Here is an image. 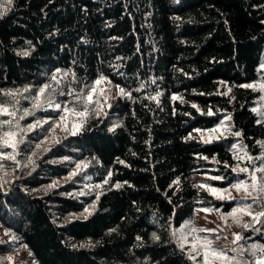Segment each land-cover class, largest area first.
I'll use <instances>...</instances> for the list:
<instances>
[{"label": "trees", "instance_id": "trees-1", "mask_svg": "<svg viewBox=\"0 0 264 264\" xmlns=\"http://www.w3.org/2000/svg\"><path fill=\"white\" fill-rule=\"evenodd\" d=\"M101 76L116 87L106 110L0 191V253L22 246L33 264H195L175 230L196 208L235 205L201 190L198 176L226 187L242 177L240 149L253 163L261 153L259 93L241 85L264 80V0H12L0 13V97L18 90L11 97L29 108L50 84L51 96L83 100ZM56 114L43 107L28 122ZM224 118L229 135L195 137ZM243 236L264 247L260 223Z\"/></svg>", "mask_w": 264, "mask_h": 264}, {"label": "rangeland", "instance_id": "rangeland-1", "mask_svg": "<svg viewBox=\"0 0 264 264\" xmlns=\"http://www.w3.org/2000/svg\"><path fill=\"white\" fill-rule=\"evenodd\" d=\"M5 7H7L6 0L0 1V13H3L5 11ZM261 84H264V80L258 81L252 85H255L253 89L259 93L258 99L256 101V106L254 109L260 120L264 122V90H262L259 87ZM92 86L89 88V91L92 88ZM101 89L104 90L103 94H101L100 91ZM115 90L116 87L111 86L108 83V81L105 79L98 86L97 92L93 95L94 102L88 103L85 97L87 96L89 91L85 94L83 100L82 99L79 100L78 97H75L76 99L75 101H73L69 99L64 100V99L56 98L55 95L51 96V92L48 89V91L45 94L46 98L53 101V104L59 103L61 105V108L56 109L54 106H50L47 103H45L44 107H49L57 111L56 116L50 118L48 117H42L39 119L34 118L31 120V122H28V119H30L32 115L24 116L23 119H19V117L23 114L24 109L31 110L32 104L29 108H26L23 102L21 101V96L17 97L16 99L12 98L11 96L0 97V103L7 105L10 111L16 110V118L14 120L10 116H6V115L0 116V121L13 120V124L10 126L5 125L3 130L11 129L13 131H16L18 133L17 139H22L24 141L22 142V144L19 143L18 144L19 146L17 145L18 148H16L17 150L15 149V151H13L12 148L0 147V154L3 155L16 154L15 158L17 156V158L14 160L0 158V164H2L0 165V191L5 189L9 184L13 183L18 177H20L22 171L24 172L26 167L29 166V163L36 156H39L40 153H43L48 149L52 148L51 146L55 145L57 140L60 139V137L66 134H73V132L74 133L79 132L91 113L103 112L104 110H106L108 104L110 103L111 99L116 93ZM17 100L19 101L18 104L16 103ZM13 105L15 106V108H13ZM65 106L69 109H74L75 113L83 112L85 110V107L87 106V112L85 116L81 117L74 114L71 111L64 112L63 109ZM61 117H64V119L61 120ZM37 120L41 121V125L31 130H27V126L29 124H34ZM44 121H47V123H44ZM17 124L19 125L18 128L16 127ZM229 127L230 126L228 119L224 118L216 126L202 132H196L195 137L202 141H206L209 139L211 141L214 139L225 137L230 133ZM217 128L219 129L218 132L210 133L209 130L217 129ZM21 129H25V131H21ZM33 135H35L36 137V140L33 141V149H31L29 152H25L24 149L27 143H30V141L32 140L31 137ZM37 145H39V147H37ZM38 152L39 154H37ZM237 155L239 156L238 158L239 161H241L242 163L238 164L234 169L236 173L242 174V177L239 180L235 181L234 183L227 185L226 187H217L210 184L207 181L208 178L212 179L215 176H211V175L198 176L199 179L198 186L199 187L200 185L208 186V187H200L201 190L207 192L208 194H211L214 198H217L209 191V188H216L221 190L228 189L230 196L225 195L224 200L234 201L235 205L228 211H222L220 209H214L211 207L196 208L192 214V217H190L189 220L184 222L181 227L175 230V235H174L175 241L178 243L180 247L181 244H183V247L181 248L184 249L189 254V256L195 261V264H204V253L206 249L200 247L204 239L210 240L212 242L210 246L212 249H215L217 251H223L229 257V260H227V262L226 260L223 259H215L210 257V264H232V263L255 264V261L264 258V253L260 251V249L264 247L260 244L254 243L253 241H249L245 239L243 236V231L247 229H251V224L255 226L258 223H260V225L264 226L263 222H261L260 220L261 216L257 217V220L254 221L252 216L243 213L236 214L235 218L233 216L228 215L229 213L232 212L234 208L246 207L249 204L251 205L250 211L253 213V215L262 212V208L264 207V192H260L258 188L260 184H264V172H260L258 171V169L264 168V141L261 143V153L254 160V163H253V159L250 156L246 155L241 149L239 150ZM25 157L28 158L26 159ZM249 157L251 159H249ZM16 161L18 163L19 162L21 163L18 164L16 163ZM245 161L252 162L251 166L248 164V162L247 164H243L245 163ZM13 168L15 169L16 173H14ZM241 168L248 169V171L241 172L240 171ZM78 170H80V167L72 169L71 174L75 173L76 175ZM18 171L20 172V175ZM253 174H255V176L257 177L258 187L256 191H253V189L251 188L252 185L251 177ZM10 175L14 177L12 178ZM70 180L71 179L69 175L67 177L66 176L55 177L54 179H52L49 185L50 187L53 184H55V186L58 185L61 186L66 184V182ZM213 180H218V179H213ZM240 182H243L245 186H248V192L251 193V196H249L248 193H246L243 190L237 191L235 188L232 187L233 185L238 184ZM16 183L17 182H14V185H17ZM92 185L94 184L88 183L89 189ZM96 188L98 189V186H96ZM50 190L51 188L42 191V193L49 192ZM93 207H94L93 204L88 205L85 208L87 209L88 212L85 211L84 209L79 212L70 213L68 217L70 219L85 218L88 216L91 210H93ZM202 209H209L210 211L205 212ZM237 220L239 221V223H237ZM245 224L249 225V227L247 228L243 227V225ZM192 226L196 227L197 229L200 228L213 229L214 231L211 232L198 231L196 233H191L190 229ZM234 234H239L241 237H243V239L234 242L235 240ZM5 235H6V231L0 234V242H2L1 240H4L6 238ZM9 239L10 238L8 237L7 240ZM194 244L196 245L195 249L193 248ZM253 245H255V249L252 248ZM253 251L255 252V255H253ZM240 255L242 256L240 257ZM237 256L239 257L237 258ZM0 264H33V262L29 258L28 253L25 251V249L22 246H19L10 252L0 253Z\"/></svg>", "mask_w": 264, "mask_h": 264}, {"label": "snow or ice", "instance_id": "snow-or-ice-1", "mask_svg": "<svg viewBox=\"0 0 264 264\" xmlns=\"http://www.w3.org/2000/svg\"><path fill=\"white\" fill-rule=\"evenodd\" d=\"M6 2H7V4L10 5L12 3V0H6ZM25 55H27V53H25ZM56 71H57V73L60 72L59 69H57ZM65 75H67V73H65ZM52 80L55 81L57 84L59 83V81L57 80V77H56L55 74L52 76ZM104 80H105V77L101 76L99 79H97L94 82V85L92 86V88L88 92L87 96L85 97V99H86V101L88 103H93L94 102L93 101V95L97 92L98 86ZM51 87L52 86L50 84H45V85L41 86L37 90L36 95L31 98V100H32V109L31 110L24 109L23 110V114L19 117V119H23L24 116H27V115H34L35 111L43 108L45 103H47L50 106H54L56 109H60L61 105L59 103L53 104V101L47 99L46 96H45L46 92ZM117 87H119V86H117ZM241 87L253 88V87H255V85L244 84V85H241ZM259 87L262 90H264V84H261ZM23 91L27 92V91H30V89L29 88H25ZM100 91H101V94H103L104 90L101 89ZM17 94H21L22 95V93H18V90L17 91H13V92L4 93V95H9V96H12V97H15ZM69 94H71V93H69ZM118 94H125L124 93V89L120 88ZM61 95H63V93H61ZM128 95H130V93ZM152 99L155 100L156 97H152ZM173 99H176V97H173ZM16 103L18 104L19 101L17 100ZM194 107H195V105H194ZM13 108H15L14 105H13ZM63 111L64 112H70L71 111L74 114L83 117V116H85V114L87 112V106L85 107V110L83 112H79V113H75L74 109H69L66 106L64 107ZM254 111H255V109H254ZM208 114L212 115L213 113L211 111H209ZM5 115L12 117L13 120H14L16 118V110L10 111L9 107L7 105H5L3 103H0V116H5ZM63 119H64V117H61V120H63ZM13 120H2V121H0V147L12 148L13 151H15L17 145L19 143H22L23 140L22 139H17L18 133L16 131H13L11 129L3 130L5 125H9V126L12 125L13 124ZM44 123H47V121H44ZM39 125H41V121L37 120L34 124H29L27 126V130H31V129L39 126ZM57 126H59V125H57ZM16 127L18 128L19 125L17 124ZM21 131H25V129H21ZM197 131H199V130H197ZM209 131H210V133L211 132H218L219 129L218 128L217 129H211ZM73 134H75V133L73 132ZM234 135L239 136L240 133L237 132V133H234ZM205 142H211V141L209 139V140H206ZM37 147H39V145H37ZM0 158L13 159L14 160L15 159V155H3V154H0ZM249 159H251V158L249 157ZM77 167L79 168L80 165H77ZM240 171L241 172H246V171H248V169L241 168ZM258 171L264 172V168H260V169H258ZM72 175H75V173H73ZM109 175H111V173H109ZM212 179H221V177H213ZM251 179H252L251 188L253 189V191H256L258 186H257V177L255 176V174L252 175ZM105 183H107V180H105ZM54 186H55V184L51 185V187H54ZM115 187L119 188V187H121V185L120 184H116ZM200 187H208V186L200 185ZM232 187L235 188L237 191L243 190L246 193H248L249 196H251V193L248 192V186H245L243 182L235 184ZM258 190L260 192H264V184H260ZM209 191L214 196H216L219 199H224L225 195H229L230 196V193H229L228 189L221 190V189H216V188H209ZM250 209H251V205L250 204L247 205L246 207L234 208L232 210V212L229 213L228 215L233 216L235 218L236 214L243 213V214L252 216L254 221L257 220V217L264 216V211L256 213L255 215H253V213L250 211ZM202 210L205 211V212L210 211L209 209H202ZM85 211H87V209H85ZM237 223H239L238 220H237ZM243 227L247 228V227H249V225L245 224V225H243ZM190 230H191V233H196L198 231L199 232H203V231L211 232V231H214L213 229H203V228L197 229L194 226H192ZM234 237H235L234 242L243 239V237H241L239 234H234ZM153 238L154 239H158V237H156L155 234H153ZM211 243L212 242L210 240L204 239L203 243L200 245L201 248L206 249V251L204 253V264H210V257L211 258H215V259L229 260V257L223 251H217L215 249H212L210 247ZM181 247H183V244H181ZM195 247H196V245L194 244L193 248L195 249ZM252 248L255 249V245H253ZM260 251L262 253H264V248L260 249ZM253 255H255L254 251H253ZM255 264H264V258H261V259L255 261Z\"/></svg>", "mask_w": 264, "mask_h": 264}, {"label": "bare ground", "instance_id": "bare-ground-1", "mask_svg": "<svg viewBox=\"0 0 264 264\" xmlns=\"http://www.w3.org/2000/svg\"><path fill=\"white\" fill-rule=\"evenodd\" d=\"M58 65H59V64H58ZM23 142H24V141H23ZM21 144H22V143H21ZM18 146H19V145H18ZM18 146H17L16 148H18ZM23 147H24V145H23ZM26 147H27V146H26ZM22 149H24V148H22ZM32 149H33V148H32ZM16 150H17V149H16ZM18 150H19V149H18ZM24 151H25V150H24ZM68 151H69V150H68ZM25 152H26V151H25ZM25 152H24V153H25ZM31 152H32V151H31ZM36 152H37V151H36ZM12 153H13V152H12ZM14 153H15V152H14ZM19 153H20V152H19ZM37 154H39V152H38ZM15 155H16V154H15ZM40 155H41V153H40ZM72 155H73V154H72ZM25 156H26V155H25ZM21 157H22V156H21ZM34 157H35V156H34ZM36 157H38V156H36ZM49 157H50V156H49ZM16 158H17V156H16ZM16 158H15V159H16ZM18 158H19V157H18ZM25 158H26V157H25ZM27 158H28V157H27ZM27 158H26V159H27ZM62 158H64V157H62ZM70 158H71V157H70ZM55 159H57V158H55ZM21 160H23V159H21ZM62 160H63V159H62ZM8 161H9V160H8ZM12 161H13V160H12ZM27 161H28V160H27ZM37 161H38V160H37ZM9 162H10V161H9ZM16 163H18V162L16 161ZM16 163H15V164H16ZM19 163H21V162H19ZM19 163H18V164H19ZM34 163H35V162H34ZM34 163H32V164H34ZM47 163H48V161H47ZM65 163H66V162H65ZM9 164H10V163H9ZM29 164H30V163H29ZM56 164H57V163H56ZM59 164H61V163H59ZM62 164H63V163H62ZM75 164H77V163H75ZM0 165H2V164H0ZM3 165H5V164H3ZM27 165H28V164H27ZM92 165H93V164H92ZM32 166L34 167V166H36V164H35V165H32ZM64 166H65V165H64ZM69 166H70V165H69ZM69 166H68V167H69ZM5 167H6V166H5ZM18 167H19V166H18ZM23 167H24V166H23ZM23 167H22V168H23ZM33 167H32V169H33ZM58 167H59V166H58ZM22 168H21V169H22ZM35 168H36V167H35ZM66 168H67V167H66ZM83 168H84V167H83ZM87 168H88V167H87ZM93 168H94V167H93ZM13 169H14V168H13ZM16 169H17V168H16ZM27 169L30 170V167L27 168ZM44 169H45V168H44ZM71 169H72V168H71ZM18 170H19V169H18ZM19 171H20V170H19ZM19 171H18V172H19ZM24 171H26V170H24ZM36 171H37V170H36ZM42 171H44V170H42ZM78 171H81V170H78ZM22 172H23V171H22ZM31 172H32V170H31ZM31 172H30V173H31ZM82 172H83V171H82ZM11 173H12V172H11ZM14 173H16V172H15V169H14ZM28 173H29V172H28ZM33 173H34V172H33ZM39 173H40V172H39ZM44 173H45V172H44ZM58 173H59V172H58ZM8 174H10V173H8ZM19 175H20V172H19ZM29 175H30V174H29ZM33 175H34V174H33ZM10 176H11V175H10ZM10 176H9V177H10ZM27 176H28V174H27ZM11 177H12V176H11ZM11 177H10V178H11ZM13 177H14V176H13ZM13 177H12V178H13ZM38 177H39V176H38ZM18 178H19V177H18ZM28 178H29V177H28ZM20 179H22V178H20ZM76 179H77V178H76ZM9 180H11V179H9ZM12 180H14V179H12ZM16 180H17V179H16ZM28 180H29V179H28ZM7 181H8V180H7ZM11 184H13V183H11ZM17 185H18V184H17ZM11 186H12V185H11ZM19 186H20V185H19ZM8 187H10V186H8ZM11 188H12V187H11ZM13 188H14V187H13ZM30 188H31V187H30ZM14 189H15V188H14ZM37 189H38V187H37ZM22 190H23V189H22ZM33 190H35V189H33ZM40 190H41V189H40ZM18 192H19V191H18ZM21 192H22V191H21ZM29 192H30V191H29ZM25 193H26V192H25ZM31 193H32V192H31ZM22 196H23V195H22ZM38 196H39V195H38ZM40 196H41V195H40ZM68 196H69V195H68ZM31 197H32V196H31ZM23 198H24V197H23ZM45 200H46V199H45ZM53 202H54V201H53ZM55 202H56V201H55ZM51 203H52V202H51ZM48 205H49V204H48ZM57 207H58V206H57ZM52 208H53V207H52ZM55 210L57 211V209H55ZM90 210H91V209H90ZM56 211H55V214H54V215H56ZM91 211H93V210H91ZM95 211H96V210H95ZM87 212H88V211H87ZM0 213H1V212H0ZM91 213H92V212H91ZM77 214H78V213H77ZM57 216H58V215H57ZM150 217H151V216H150ZM67 218L69 219V217H67ZM52 219H53V218H52ZM62 219H63V218H62ZM64 219H65V218H64ZM152 219H153V217H152ZM154 219H155V218H154ZM154 219H153V220H154ZM69 220H70V219H69ZM153 220H152V221H153ZM155 220H156V219H155ZM158 220H159V218H158ZM158 220H157V222H158ZM67 222H68V221H67ZM154 222H155V221H154ZM64 223H65V222H64ZM155 223H156V222H155ZM161 223H162V222H161ZM9 224H10V223H9ZM170 224H171V223H170ZM148 225H149V224H148ZM10 226H11V225H10ZM158 226H159V225H158ZM14 228H15V227H14ZM21 228H22V227H21ZM154 228H155V227H154ZM168 228H169V227H168ZM170 228H172V227H170ZM0 229H1V228H0ZM12 230H13V229H12ZM166 230H167V229H166ZM16 231H17V230H16ZM167 232H168V230H167ZM151 233H152V232H151ZM151 233H150V234H151ZM169 233H170V232H169ZM15 234H16V232H15ZM11 235H12V234H11ZM155 235H156V234H155ZM151 236H152V235H151ZM152 237H153V236H152ZM11 243H12V242H11ZM30 252H31V251H30ZM237 255H238V254H237ZM31 256H32V255H31ZM241 256H242V255H240V257H241ZM238 257H239V256H237V258H238ZM143 258H144V257H143ZM237 258H236V259H237ZM149 259H150V258H149ZM143 260H144V259H143ZM143 260H142V261H143ZM233 260H235V259H233ZM238 260H239V259H238ZM144 261H145V260H144ZM144 261H143V262H144ZM147 261H148V260H147ZM231 261H232V258H231ZM155 262H157V261H155ZM226 262H227V260H226ZM240 262H241V261H240ZM231 263H232V262H231ZM140 264H141V263H140ZM150 264H151V263H150ZM232 264H233V263H232ZM235 264H239V263H235Z\"/></svg>", "mask_w": 264, "mask_h": 264}]
</instances>
